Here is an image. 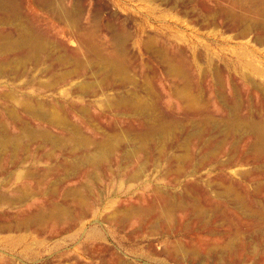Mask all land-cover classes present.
Returning <instances> with one entry per match:
<instances>
[{
    "label": "bare ground",
    "instance_id": "6f19581e",
    "mask_svg": "<svg viewBox=\"0 0 264 264\" xmlns=\"http://www.w3.org/2000/svg\"><path fill=\"white\" fill-rule=\"evenodd\" d=\"M131 1L145 16L132 17L115 0H0V232L55 241L77 230L69 240L91 264H136L122 250L125 240L135 254L137 239L158 234L164 241L142 248L156 261L260 263L264 70L232 59L221 68L186 31L221 33L222 43L229 38L244 49L256 43L263 52L255 58L264 59V0ZM207 86L215 112L206 110ZM94 108L124 122L92 126L87 120H100ZM16 109L42 124L22 121ZM149 164L169 186L110 213L97 210L105 180L140 183ZM35 197L40 202L22 210ZM90 218L94 226L78 240ZM21 248L31 256L29 244Z\"/></svg>",
    "mask_w": 264,
    "mask_h": 264
},
{
    "label": "rangeland",
    "instance_id": "374dc122",
    "mask_svg": "<svg viewBox=\"0 0 264 264\" xmlns=\"http://www.w3.org/2000/svg\"><path fill=\"white\" fill-rule=\"evenodd\" d=\"M115 1L118 2L119 4H121L122 7L126 8V13H128L132 17L140 19L141 16H145L144 12H140L137 10L138 6L141 4L140 1H131V2H130V0H115ZM206 1L209 3L210 6H213L212 4L215 3V1H213V0H211V1L209 0L210 2H212L211 4L208 0H206ZM22 3L24 4L23 10L24 11L26 10L25 11V13H26L27 12V8L25 6L26 3H25V1H23ZM216 4H217V2L214 4V6ZM176 12H175V14H176V16H178ZM38 14L41 16L40 18L42 19V23L43 24L46 23L47 19H46L45 15L42 12L38 13ZM179 17H181V16H179ZM181 30H185V28L181 27ZM186 32H187V34L192 35L194 37L193 41L198 45V48L200 50H202L204 53H206L207 48L209 49L210 56L213 57L217 61L218 66H220L221 68H225L227 70L228 68L226 67V62H228L229 60L232 59L233 61L234 60L235 61L236 60L237 61L238 60H244V61L252 62L254 65H256V67H259L260 71L264 70V59L255 58V56L258 54V52L259 53L263 52L262 47L256 43H252L251 44L252 47L250 49H244V48H242V45H239L238 43H236L233 40H230L229 38L227 39L228 42L226 41V42L222 43L220 38L223 35L221 33L220 34L210 33V32L203 33L202 31H199L197 29V27H195L194 29L188 28V31H186ZM229 35L230 34L226 33L224 36H229ZM231 51H233L235 53L232 54ZM204 57L206 58V55H204ZM225 69H224V71L226 72ZM195 75L198 76V73H196ZM228 82H230V81H228ZM17 84L22 86V85H24V81H19ZM229 84H231V83H226V88H225L226 94H228L227 95L228 97L232 98L233 92L231 89V85H229ZM206 89H207L208 93H207V91L205 92ZM206 89L202 92L203 99H204V97H206L205 98L207 100L206 102H208V107L206 110H208L210 112H215L217 110L216 109L217 106L214 103V100L212 99L213 96L211 95L212 93L209 90V86H207ZM25 92L27 94H34L33 89H29L28 91H25ZM74 100L78 104L83 102L82 100H79V99H74ZM16 110H18L20 112V116H21L22 121L30 122L32 120L33 122L31 121L30 123L42 124L41 121H38V120L34 119L33 117L27 115L21 109H16ZM67 110H69L70 112H72L74 114V116H72V119H74V120H78V117H79V119L84 118L78 109H67ZM89 110L91 111L92 115L100 116V118H99L100 120H98V121H93V119L91 121L87 120L89 122H92L91 123L92 126L106 125V124H109L112 122L113 123L118 122V124L119 123L121 124V122H124L123 116L118 115V114H112L111 115L109 113H105V111H104L105 109H103V108H101V109L94 108V109H89ZM163 110L166 111L167 113H170V114L176 115V113H178V109H171V108L169 109L168 108V109H163ZM118 116H120V117H118ZM25 117H26V119L27 118L28 119L26 120ZM93 123H95V124H93ZM9 125H10L11 129H13V126H16L10 120H9ZM55 132H58V130H55ZM30 165H33V163H27L26 164V166H30ZM37 165H38V163H37ZM41 166H44V165L42 164ZM242 169H246V168H242ZM158 173L159 172L157 170H155V167L152 164H149V165H147L145 174L141 177L140 183H135V182L128 183L126 181V179H120L119 181L105 180L106 182H103L102 186H100L101 189L99 188L101 191H99V189H98L96 192V196H97L96 198H97L98 203H99V205L97 206V208H98L97 210L101 211L102 213H110L112 210L111 209L112 206H115V205L121 204V203L135 202L137 196L148 195L151 188H153L155 186H158V185L169 186L170 185L169 181L168 180L167 181L160 180ZM106 179H108V178H106ZM234 180L236 182L240 181L239 183H242L240 177H238V176H234ZM74 184H75L74 181H68L65 184V186L66 187H72V186H74ZM243 184H246V183H243ZM137 187H139V188H137ZM13 188H14V185H12V187L9 190H12ZM251 189L253 190L252 187H251ZM118 194H119V196H118ZM39 202H40V199L38 197H35L34 199H32L28 203V205H26L25 208H22V210L28 209V206L33 205L35 203H39ZM8 211H9V214H12V215H14V213L18 212L17 209H9ZM5 218H7V216ZM95 220L96 219H94V218H90L88 221H86V226L84 227V231H80V233H81L80 235L82 237L81 236L77 237V239L79 238L78 240H84L85 239L84 233L94 226L92 224V222ZM104 226L109 228L106 224H104ZM111 230L112 229L107 230L110 239L106 243H108L109 245H112V243H116L114 238H112V236H111V232H113ZM75 232H77V230L73 231L69 235H65V236H63V237H61L55 241H50V239L45 240V237H40L37 234H32V235L27 236V235H25V233H9V234L4 233L3 234L0 232V262H2L3 260H10V261H14L17 264H64L66 261H68L72 258H74V259L77 258V260L80 264L95 263L96 262L95 260H91L87 256L83 255V253H82L83 251L76 250L75 249L76 246H74V247L72 246L75 243V241H70L69 239L72 235H74ZM123 235L122 234H119V235L114 234V236L118 237V238L123 236ZM161 238H162V235L158 234V235H153L152 237H144L143 239H141V238L137 239L136 243H133L135 245L133 248L136 252L135 254H131L129 242L127 240H125L127 244H126V246H124V248H122V250L125 251V253L128 254L129 257H131V259L133 261H135L136 264H172L171 262L164 261L162 259H159L158 261L150 259L149 257L146 256L145 248L142 249L144 246H146L148 244L149 240L155 246H158L162 241H164V238H162V239ZM67 241H70L68 243L69 246L66 244ZM17 243L19 246L17 245ZM23 244H29L30 248H32L28 252L31 254L30 257H24L23 255L20 254V252L23 250L21 248V245H23ZM56 244L62 245V246H60V249L62 250L60 253H57L55 250H54V252L52 251V248H54L56 246ZM68 247H69L70 251L65 250ZM139 247L141 248V250ZM71 248H74V249L71 250ZM261 249H262V251H264V248H261ZM33 255L36 256L34 259L32 258ZM79 255H81L80 258H78ZM258 256H260L261 259L260 258H256V259H258L260 263L253 261V262H249L248 264H262L261 260L264 259L263 258L264 252L260 253ZM63 261H65V262H63ZM78 262H76V259H75L71 262V264H79Z\"/></svg>",
    "mask_w": 264,
    "mask_h": 264
}]
</instances>
